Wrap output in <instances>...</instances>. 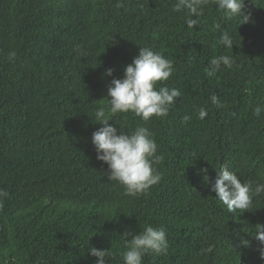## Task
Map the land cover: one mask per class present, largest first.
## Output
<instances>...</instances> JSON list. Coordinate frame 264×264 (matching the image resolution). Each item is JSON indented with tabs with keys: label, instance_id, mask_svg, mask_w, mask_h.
<instances>
[{
	"label": "trees",
	"instance_id": "obj_1",
	"mask_svg": "<svg viewBox=\"0 0 264 264\" xmlns=\"http://www.w3.org/2000/svg\"><path fill=\"white\" fill-rule=\"evenodd\" d=\"M176 2L0 0V190L8 193L0 264H95L91 247L108 252L105 264H124V235L146 226L163 228L169 249L146 253L143 264H264L252 236L264 224V193L233 214L211 191L223 164L242 182L264 184V114H253L264 102V0H245L242 25L207 0L193 29ZM222 31L233 49L219 43ZM139 47L173 61L164 83L182 97L166 118L109 112L111 80L123 78ZM220 55L233 66L210 75ZM100 108L118 130L151 132L161 180L147 193L129 196L108 181L91 142Z\"/></svg>",
	"mask_w": 264,
	"mask_h": 264
},
{
	"label": "clouds",
	"instance_id": "obj_2",
	"mask_svg": "<svg viewBox=\"0 0 264 264\" xmlns=\"http://www.w3.org/2000/svg\"><path fill=\"white\" fill-rule=\"evenodd\" d=\"M207 0H177L174 11L187 13L186 26L193 29L199 24L203 15V5ZM217 11L222 12L228 20L239 18L242 24L249 20V16H242L245 0H213ZM195 17V19H193ZM220 29V25H216ZM219 43L226 48L233 49V39L227 31H222ZM138 56L123 69L122 79L113 78L107 91L109 112L113 116L117 113H132L144 121L153 117L166 118L169 109L177 99H181L179 89L169 88L166 83L174 73L173 61L164 56L162 52L154 51L151 47H139ZM221 66L231 68L232 57L220 55L208 62L209 74L214 75ZM113 69H107L105 75L113 76ZM164 83L157 89V83ZM211 101L217 108L223 107L217 96L213 95ZM205 108L198 109L197 118L205 119ZM253 114L259 118L264 114V102L253 109ZM95 119L100 127L92 135L91 142L96 150V159L107 165L108 181H116L125 188V194L139 196L147 193L152 186L157 185L161 176L153 165L159 163L162 156L157 155V144L147 127H137L134 131H125L121 124L120 129L109 124L103 108L97 109ZM192 119L190 115L183 117V122ZM205 181L209 179L207 169H200ZM211 191L216 193L217 200L227 207L230 213H243L249 211L253 199L264 193V184L242 182L234 171H230L226 164L217 171L215 184ZM8 196L7 191L0 190V200ZM127 250L123 253L124 264H143L146 253L166 255L169 249L166 231L163 228L155 229L146 226L139 233H128ZM253 238L261 246L258 248L260 259L264 260V224H257L252 233ZM245 247L250 242H243ZM211 251V248L207 249ZM96 257L95 264H105L108 252L91 247L88 251Z\"/></svg>",
	"mask_w": 264,
	"mask_h": 264
}]
</instances>
